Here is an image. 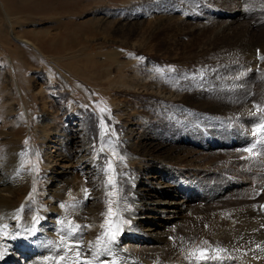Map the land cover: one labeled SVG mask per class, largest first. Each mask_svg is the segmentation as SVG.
<instances>
[{"label":"rangeland","instance_id":"obj_1","mask_svg":"<svg viewBox=\"0 0 264 264\" xmlns=\"http://www.w3.org/2000/svg\"><path fill=\"white\" fill-rule=\"evenodd\" d=\"M5 1L0 0V158L10 144L25 151L23 161L32 179L20 195L30 205L39 201L53 208L46 198L50 191L43 189L48 177L85 174L79 160L86 156L91 161L104 154L102 200L107 209L111 206L114 212L124 209L128 213L135 209L131 184L141 161L125 152L122 143L136 141L137 128L164 140L165 135H184L181 127L186 132L192 127L194 135L188 134L198 143L207 135L226 140L228 137L221 135L226 130L253 136L257 125L264 126L260 111L264 107V58L248 75L249 54L242 57L243 50L264 46V0ZM8 39L18 49L27 44L22 40L31 39L43 51L36 58L20 49L15 57L5 44ZM202 94L207 107L196 103ZM184 97L190 100L182 102ZM221 101L243 108L248 121L209 112L210 106ZM72 114L80 117L72 119ZM88 127L92 138L87 150L80 156L71 151L74 155L66 157V137ZM255 135L264 139V130ZM108 139L112 143L106 146ZM193 148L195 151L183 153L184 159L175 166L176 180L189 183L198 177L209 190L227 181L232 186L206 200L190 198L180 211L161 213L163 221H187L190 232L197 219L206 220L208 211H221L233 191L254 189L259 196L254 203L264 198V151L250 144L248 137L240 145L226 148L232 153L229 158L211 159L199 145ZM248 148L251 154L245 151ZM253 156L257 165L251 164ZM2 164L3 160L0 167ZM209 167L211 172L206 170ZM110 176L115 187L109 184ZM123 179L129 184L127 199L120 197ZM88 181L87 176H81L68 197L60 199V206L94 208L99 204L90 199ZM150 181L169 188V183H161L159 178L148 180V184ZM232 199H237L235 194ZM120 200L124 206H119ZM210 220V224L225 223L224 217ZM95 223L104 225L106 221ZM131 223L121 220L127 236L120 247L146 255L164 244L137 233ZM84 225L95 226L91 222ZM201 240L198 234L188 251L169 264H207L191 255ZM13 246L18 254L11 255L12 264H46L45 257L55 256L52 244L47 252L33 257L23 251L21 243ZM4 249L7 252L9 247L0 239V252ZM219 253L227 255L226 251Z\"/></svg>","mask_w":264,"mask_h":264},{"label":"bare ground","instance_id":"obj_2","mask_svg":"<svg viewBox=\"0 0 264 264\" xmlns=\"http://www.w3.org/2000/svg\"><path fill=\"white\" fill-rule=\"evenodd\" d=\"M4 7L7 8V6ZM22 42L27 43L26 45L22 44L20 48L27 56L40 57L39 52L43 50L38 44L31 39L22 40ZM5 44L12 48V54L18 53V50H20L12 45L11 39L6 40ZM248 54L246 63L249 75L255 71L254 68H256L258 62L264 58V46L252 47L249 50L245 49L242 52V57L246 58ZM102 63L104 62L102 61ZM261 86L264 87V77ZM211 97L214 98L213 95ZM188 100L190 99L187 97L181 99L182 102L186 103ZM196 101L202 107H207L204 94L199 96ZM251 105H253V102ZM239 108L241 107L227 101H221L215 106H210L211 110L209 109V112L220 115H236V117L239 116L238 120L240 122H247L245 111L243 108ZM260 111L264 113V107ZM73 116H75V119L80 117L79 114H77L79 117L75 114L69 117L73 119ZM186 121L188 123L187 119L184 123ZM87 122H90V119H87ZM257 126L256 128H259V125ZM89 129L90 127L84 132L75 131L72 135L66 137V147H68L66 148V157H71L73 153L71 151L78 153L80 156L82 151L87 150L92 138ZM181 129L185 132L184 135H165L164 140H159L156 133H147V131L143 133L137 128V140L133 143L129 141L122 143L125 152L139 158L141 161V164H138L139 173L131 184L135 209L128 211V213L121 209L118 216L112 217L116 224L120 225L119 234L115 241H108L107 238H104L102 243H97V238L106 229L101 227V223L95 222L108 219L106 216L108 209L104 200H102L104 193L102 183L104 182L101 173L106 168L104 154L91 161L86 156L79 160L80 165H84L83 167L86 169L85 174L48 177L43 189L50 191V196H46V198L54 206L49 208L39 201L30 205L26 202V198H21V189L30 185L32 175L30 168L23 161L25 151L20 145L12 146L10 144L6 151H1L0 158V161L3 160L0 167V239L5 240V244L9 247L7 252L6 249L1 250L4 255L3 258H0V264H12L11 255L18 254V249L13 246L17 242L21 243L23 251L32 257L39 252H47L50 244H52L55 256L45 257L43 262L46 264H169L181 253L188 251L189 243L198 234H200V237L202 236V240L196 243L198 245H196L198 247L197 251L207 249L210 253L209 258L201 260L202 262L207 264H264V198L261 197L254 203V199L259 198L254 189L233 191L224 202V208L221 211H208L206 220L197 219V225L190 232L187 229L189 224L187 221L181 223L168 222V220L163 221L161 217V213L172 210L174 212L180 211L184 203L190 198L206 200L208 195L218 194L219 191L232 186V182L227 181L223 185H218L216 189L209 190L204 188L203 181L198 177L197 180H191L192 182L189 183L176 180L174 176L175 166L181 162L180 160L184 159L183 153L190 154L195 151L193 147L199 145L202 150L209 152L211 159L220 156L229 158L232 153L226 148L240 145L246 137L250 140V144L260 148L261 152L264 151V139L257 135L247 136L246 133L248 132L240 130L238 131L242 133V136L239 133L226 130L221 135L228 137V139L221 140L207 135L206 139L203 142H198L200 143L198 144L194 141L195 138L188 134V132L192 133V127L189 128L188 132L184 127H181ZM68 130H72V128H68ZM192 135L194 134L192 133ZM110 142L112 143V140L108 139L106 146ZM250 161L251 164H258L255 157ZM142 167L149 168V172H144ZM119 170L120 166L117 168L118 173ZM206 170L211 172L210 167ZM186 174L187 172L184 175ZM83 175L89 179L88 185L92 190L90 199L97 200L99 204L94 208L91 206L90 208L84 206L74 208L70 205L61 207L59 204L60 199L68 197L70 190L77 187L76 181ZM158 178L162 180L161 183H169V188H159L152 181L149 184L147 182L150 179L156 180ZM262 184L264 183L262 182ZM119 185L121 187L120 197L125 198L129 195L126 193L129 184L123 179L120 180ZM233 194L237 199H232ZM122 201H119L120 207L125 205ZM105 208L106 210H104ZM212 211H214V208ZM220 217H224L225 223L214 221L213 224H210L211 218L217 219ZM121 220L131 221L132 227L135 228L137 233L144 234V237L147 235L164 244L152 254L140 255L127 251L124 247L119 246L127 236V230L122 226ZM84 222H91L95 226L86 227ZM157 229L159 231H156ZM180 230H183V232H180ZM215 249L226 251L227 255L223 256L222 253H219L221 251H214ZM77 252H79V257L76 255ZM61 257H64V259H61Z\"/></svg>","mask_w":264,"mask_h":264},{"label":"snow or ice","instance_id":"obj_3","mask_svg":"<svg viewBox=\"0 0 264 264\" xmlns=\"http://www.w3.org/2000/svg\"><path fill=\"white\" fill-rule=\"evenodd\" d=\"M258 55H259V50H258ZM101 112H104L105 109L101 108L100 109ZM261 130H264V126H261L260 128H257L255 130V133H259ZM245 151L249 152L250 154L252 153V149L248 148L245 149ZM123 159V157H121V160ZM108 169L111 172L113 170V166L112 163L109 162L108 164ZM38 171V169H36ZM109 184L112 185L113 187H115V182L113 180V178L110 176L109 177ZM85 193L87 195V190H85ZM112 195H115V193H113ZM113 216H118L117 212H114L112 207L110 206L108 209V219H106V223L105 225H101L102 228H105L106 230L101 234V236H99L97 238V243H102L104 241V238H107L108 241H115L117 238V235L119 234L120 231V225L116 224V222L112 219ZM124 223H130V221H124ZM63 243V241H62ZM214 251H222L221 249H215ZM208 250L204 249V250H199L194 251L191 253L192 256H194L197 260H204V259H208ZM4 253L0 252V258H3ZM77 257H79V252L76 253ZM61 259H64V257H61Z\"/></svg>","mask_w":264,"mask_h":264}]
</instances>
